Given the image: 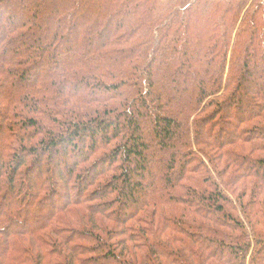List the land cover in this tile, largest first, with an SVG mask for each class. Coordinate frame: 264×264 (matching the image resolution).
Listing matches in <instances>:
<instances>
[{
  "label": "trees",
  "instance_id": "1",
  "mask_svg": "<svg viewBox=\"0 0 264 264\" xmlns=\"http://www.w3.org/2000/svg\"><path fill=\"white\" fill-rule=\"evenodd\" d=\"M0 62L23 106H0L18 138L0 150V264H264V0H0ZM30 83L75 102L43 109L58 132L26 100L41 92L8 90ZM144 124L169 155L158 183ZM56 162L69 202L55 171L29 177Z\"/></svg>",
  "mask_w": 264,
  "mask_h": 264
},
{
  "label": "rangeland",
  "instance_id": "2",
  "mask_svg": "<svg viewBox=\"0 0 264 264\" xmlns=\"http://www.w3.org/2000/svg\"><path fill=\"white\" fill-rule=\"evenodd\" d=\"M0 67H1V62H0ZM254 72H252L251 73V75H250V77L251 78H254V74H253ZM259 78L261 79V82H263V80H264V74L263 73H261L260 74V76H259ZM40 82H44V81H40ZM25 89H30V90H33L34 92H41V93H36V94H33L32 95V98L31 99H26V100H28V101H32V102H35V104H36V108L37 109H39L40 107H42V110H41V114L40 115H37V116H35V119L41 124V125H43L44 127H46V128H48V129H46L47 131H50V132H58V128H57V124L56 123H52V122H50L49 120H48V115H47V113H45V112H47V111H44L43 109H49V107H51V106H56V107H58V106H60V105H62V104H65V105H67V102L69 103V104H75V102H73L69 97H67L68 95H67V91H65V90H67V89H65L63 92H60V96L58 97V98H56L54 95L56 94V93H58L56 90H55V87H50L49 86V84L47 83V84H45L44 85V87L43 88H40V85L38 84V86L36 87V84H33V83H30V85H28V86H26L25 88L23 87V88H20V91H18L17 89H11V88H8V90L11 92H14V93H17V94H19V92H25ZM7 90V91H8ZM55 90V91H54ZM73 89H71L70 90V94H72V95H77V94H79V93H81V92H77V91H75V90H73ZM249 91H252V90H255L253 87H249V89H248ZM260 93H263V91L262 92H260ZM13 96L12 95H8V94H6L5 93V90H3L2 88H1V85H0V106L2 105H4V104H6V102H8L9 104L7 105V107H8V111L10 112L11 111V113H13L14 111H18L19 113H21V109H22V105H16V104H12V102H13V98H12ZM1 106V107H2ZM24 108H27V107H24ZM63 108H66V106H61L60 108H59V110L60 111H63ZM0 113L2 114L3 112H1L0 111ZM26 116L27 117H29L30 116V113H28L27 111H26ZM48 113H50V112H48ZM51 114V113H50ZM248 115V114H247ZM243 116H246V114H244ZM252 128L253 126L252 125H250V124H246V125H242L241 126V130H245V129H249V128ZM2 129H0V134H2V136H0V150H2V149H5V150H11V147L14 145V144H16L17 143V140H18V138H16V137H14V136H12V135H10V133H7L6 132V125H4V126H2L1 127ZM142 128H143V131H144V134H143V140L145 141V144L149 147V150H148V153L146 154L147 155V157L148 158H151V159H153V162H152V167H151V172L153 173V175H155L156 176V181L159 179H161L162 178V176L164 175V173H165V170H164V167H163V163L162 162H159V161H162L163 159H167L168 158V156L169 155H167L166 156V154L164 155V156H161L159 153H158V150H156L154 147H152L150 144H151V141H152V135H151V132L149 131V127L148 126H146L145 124L142 126ZM232 134H234V133H232ZM42 135H44V134H42ZM19 137L21 138V135H19ZM23 142V141H22ZM18 145V144H17ZM175 148H178V145L175 147ZM174 149V148H173ZM66 150V149H65ZM100 151V150H99ZM104 151V150H103ZM65 152H67V150L65 151ZM171 153V152H173L171 149H168L167 150V152L166 153ZM8 153L10 154V152L8 151ZM99 153V152H98ZM195 153V158L194 159H196L197 158V155H196V152H194ZM256 156H264V154H262V153H257V154H255ZM193 154L190 156V160H188V162L186 163L189 167L191 166V167H195V166H197L196 165V163H198V161L197 162H192V160H193ZM162 158V159H161ZM91 159H94V158H91ZM78 160V158H74V157H72L71 158V160H66L65 161V164L67 165V166H71L72 164H74V162H76ZM203 161V158L200 156V154H199V161ZM191 161V162H190ZM92 162V161H91ZM194 165V166H193ZM88 166V165H87ZM111 166H114L113 164H110V163H107V164H104V169H103V171L101 172V174H103V175H100V176H102L103 178H105V181H107V178H108V180H112L111 179V175L112 174H114V172H115V170L114 169H109V167H111ZM84 166H80L78 169H82ZM48 169H51V170H53V171H55V173L57 174V176L60 178H63V180H61V182L60 181H58L56 178H55V182L57 183V185H58V189H56V191L58 192V193H62L63 192V186H65V188H66V186H68V185H71L70 187H69V195H67V202H69V201H71V200H73L74 199V196L73 195H75L74 194V189H75V186L78 188V184L76 183V182H74V180L72 179V177H68V173H67V169L65 170V169H63V168H61V166L56 162L55 164H53V165H47V164H41V168H36L35 170H38V174L37 173H35V171H33L32 173H30L29 174V177L31 178V179H33L34 180V182L37 184V180L38 181H40L41 179H43V178H45L46 177V175H45V172L48 170ZM101 171V168H98V165H97V171L96 172H100ZM21 172H23V170L22 171H20V173ZM20 173H18V174H20ZM36 174V175H35ZM100 176H98V178L100 177ZM96 179V178H95ZM92 180V179H91ZM149 178L147 177H142L141 179H140V181H141V183H144V182H149ZM158 180V181H159ZM158 181H157V183H158ZM74 182V183H73ZM89 183H90V180H89V182H88V184L87 185H89ZM84 187H87V186H85L84 185ZM90 189L91 188H89V190H86V191H90ZM86 191H84V193H87ZM92 191V190H91ZM90 191V192H91ZM61 196H63V198L62 199H64L65 200V195L63 194V195H61ZM84 196V195H83ZM16 200V198H15V195L14 196H9V198H8V203L9 204H11L12 202H14ZM109 201H113L112 200V196H109V197H106V198H103L102 200H95V201H91L90 203L88 202V200H86V206H88L89 205V207H93L94 205H97V204H103L104 202H109ZM66 202V203H67ZM56 204L57 205H59L60 203L59 202H56ZM83 204H85V203H83ZM106 204V203H105ZM62 205H63V203H62ZM77 210H79L80 211V209H77ZM66 211H67V209H66ZM108 211H110V210H108ZM67 213V212H66ZM111 213H112V210H111ZM65 214V213H64ZM64 214H57V217H58V221H59V223L60 222H62L63 223V220L65 219V218H67V215H64ZM111 216H112V214H110ZM40 218L41 219H43L42 218V215L40 216ZM39 218V219H40ZM57 222H55V224H56ZM104 223H107V225H111L110 224V222L109 221H106V222H104ZM54 224V225H55ZM128 225H130L131 227H133L134 226V224L133 223H131V224H128ZM56 226V225H55ZM72 225H67V227H70L71 228V230H69V232L68 233H71L73 230L72 229H74V228H77V227H71ZM79 227H81V226H79ZM45 233V232H44ZM50 238V240H54L53 239V237H49ZM8 243H9V246L11 247V248H13V250L15 251V250H17V249H20V244H17L16 245V249H14V247L11 245V244H14V239H11V240H9L8 241ZM33 245L35 246V244L33 243ZM36 247V246H35ZM1 248H2V244L0 243V250H1ZM54 250V247L52 248V249H47L46 251H53ZM10 254H13V252L11 251L10 252ZM16 254L14 253V255L13 256H15Z\"/></svg>",
  "mask_w": 264,
  "mask_h": 264
}]
</instances>
